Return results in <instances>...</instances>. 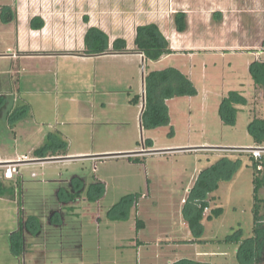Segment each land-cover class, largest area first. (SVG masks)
Returning <instances> with one entry per match:
<instances>
[{"label": "rangeland", "instance_id": "374dc122", "mask_svg": "<svg viewBox=\"0 0 264 264\" xmlns=\"http://www.w3.org/2000/svg\"><path fill=\"white\" fill-rule=\"evenodd\" d=\"M201 1L203 20L214 8L223 18L198 23L192 41L225 46L151 61L17 56L2 12L14 0H0V264H241L227 240L253 235L264 177L247 149L264 120L250 71L264 63V0ZM169 68L197 94L167 100L169 124L151 127L145 79ZM233 92L249 103L228 125L220 108ZM195 195L209 200L200 234L185 211Z\"/></svg>", "mask_w": 264, "mask_h": 264}, {"label": "crops", "instance_id": "0c3cea01", "mask_svg": "<svg viewBox=\"0 0 264 264\" xmlns=\"http://www.w3.org/2000/svg\"><path fill=\"white\" fill-rule=\"evenodd\" d=\"M201 4V0H14V17L6 24H11L15 31L13 49L17 56H71L82 59L133 56L145 60L135 45V38L137 28L148 24L159 26L173 52L224 47L192 41V31L201 21L209 22L214 16L222 17L217 13L218 8H214L211 17L203 20ZM179 12L187 15L188 29L184 33L178 32L175 25V15ZM34 19L37 23L38 19L43 21L44 26L35 29L32 26ZM91 28H98L109 36L106 53L86 54L85 37ZM118 39L127 43L124 52L114 48ZM0 52H4L3 49L0 48ZM4 54L0 53V58Z\"/></svg>", "mask_w": 264, "mask_h": 264}, {"label": "trees", "instance_id": "16d2710c", "mask_svg": "<svg viewBox=\"0 0 264 264\" xmlns=\"http://www.w3.org/2000/svg\"><path fill=\"white\" fill-rule=\"evenodd\" d=\"M3 22L9 23L13 19V10L10 7H3ZM6 14V15H5ZM34 19L32 26L35 29H41L44 26L43 21L38 19L39 23ZM175 25L177 31L184 33L188 29L187 15L179 12L175 15ZM87 47V55H101L108 51L109 36L98 28L88 30L85 37ZM135 45L144 57L151 61L160 60L165 54L172 53L170 43L164 36L161 29L156 24L142 25L137 28ZM127 47L125 40L118 39L114 43L116 51L124 52ZM250 71L255 84L264 90V63L255 62L251 65ZM146 92V107L142 117L149 119V126L157 127L160 125L169 124L170 118L168 115V107L166 101L175 97L194 96L197 94L193 83L188 76L181 73L179 70L169 68L162 71H153L145 79ZM264 94V93H263ZM140 97L137 96L131 102L138 105ZM247 98L237 92L230 94L226 98L220 108V113L225 124H234L235 116L239 109L237 105L248 104ZM250 130L254 136L255 144L262 147L264 144V120H256L251 124ZM264 165V157L262 160H254V169L256 174H260L258 170ZM264 178V177H263ZM255 178V208H254V228L253 235L250 238L243 239L238 236L234 240L228 238L227 242H235L238 244L237 257L241 264H264V200L259 198L258 193L264 187V179ZM201 187L207 188L205 182H199ZM209 191L210 189L207 188ZM6 189L0 182V196L5 194ZM186 218L189 226L195 233H201L203 229V220L205 211L209 208V200L202 199L195 195L191 200L187 201ZM263 209V210H262ZM223 214L222 208H217L212 211L207 217V220L212 221L214 218L220 217ZM141 227L144 224L141 222ZM20 244L14 243V248L17 250ZM17 252V251H16ZM177 264H202L195 263L189 260L180 261Z\"/></svg>", "mask_w": 264, "mask_h": 264}, {"label": "built area", "instance_id": "2783aa9c", "mask_svg": "<svg viewBox=\"0 0 264 264\" xmlns=\"http://www.w3.org/2000/svg\"><path fill=\"white\" fill-rule=\"evenodd\" d=\"M252 151H253V156H254L253 158L254 159L258 160L259 158L262 157L260 149H252ZM13 164H15V163H13ZM16 169H17V167H14V166L10 165L5 171V174H4L5 178L7 180L13 179L15 173L17 172Z\"/></svg>", "mask_w": 264, "mask_h": 264}, {"label": "water", "instance_id": "95a60500", "mask_svg": "<svg viewBox=\"0 0 264 264\" xmlns=\"http://www.w3.org/2000/svg\"><path fill=\"white\" fill-rule=\"evenodd\" d=\"M235 149V148H234ZM237 149V148H236ZM247 149H254V148H247ZM256 149L264 150V148L256 147ZM189 150V149H188ZM191 150V149H190ZM121 155V154H120Z\"/></svg>", "mask_w": 264, "mask_h": 264}]
</instances>
